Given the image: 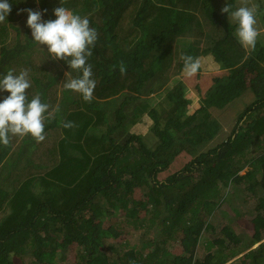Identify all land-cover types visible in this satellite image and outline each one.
I'll return each instance as SVG.
<instances>
[{
  "label": "trees",
  "instance_id": "trees-1",
  "mask_svg": "<svg viewBox=\"0 0 264 264\" xmlns=\"http://www.w3.org/2000/svg\"><path fill=\"white\" fill-rule=\"evenodd\" d=\"M8 2L0 78L28 70V99L39 95L53 117L43 142L28 135L0 144V264H25L29 254L34 264H264V41L258 37L254 50L238 42V25L221 12L238 0ZM255 3L261 14L264 1ZM59 6L98 33L87 60L96 81L91 102L64 88L81 73L33 41L22 11L48 21ZM191 36L197 45L184 43L181 57H205L197 74L221 75L211 76L189 114L187 88L168 85L184 73L176 48ZM8 95L0 92V101ZM154 95L171 110L165 124ZM245 95L253 103L241 105L223 134L227 124L213 110L221 114ZM246 194L257 200L248 236L236 233L238 214L231 215ZM227 203L230 212L221 211Z\"/></svg>",
  "mask_w": 264,
  "mask_h": 264
},
{
  "label": "clouds",
  "instance_id": "clouds-1",
  "mask_svg": "<svg viewBox=\"0 0 264 264\" xmlns=\"http://www.w3.org/2000/svg\"><path fill=\"white\" fill-rule=\"evenodd\" d=\"M257 7L249 6L248 0H242V5L235 10L229 4L221 9L222 13H228L231 21L238 25L235 36L246 50H254L261 35L257 27ZM22 11L27 12L26 24L31 30L33 41L46 46L52 59L66 61L70 69L81 73L77 78L65 82L64 88L81 94L85 102H91L96 81L92 79V65L87 60L93 54L92 48L95 47L98 33L90 27L88 18L74 14L63 6L55 8L56 19L48 21H42L40 11ZM10 12L11 4L8 0H0V23L6 20ZM181 59L186 76L192 77L200 71V58L185 55ZM120 72L126 73L123 62ZM28 75V70H22L19 74L9 70L0 78V92L9 93L0 101V144L4 146L10 143L11 137L16 136L30 135L37 143L43 142L45 121L53 117L50 106L42 103L39 95L28 99L27 90L31 87ZM62 126L71 129L76 125L72 121H62Z\"/></svg>",
  "mask_w": 264,
  "mask_h": 264
},
{
  "label": "rangeland",
  "instance_id": "rangeland-1",
  "mask_svg": "<svg viewBox=\"0 0 264 264\" xmlns=\"http://www.w3.org/2000/svg\"><path fill=\"white\" fill-rule=\"evenodd\" d=\"M217 1V0H215ZM264 1V0H263ZM217 4V2H216ZM240 5H242V0H238V4H237V7ZM248 5L249 6H252V5H256L255 3V0H248ZM236 7V8H237ZM258 7H260V5L258 4ZM258 10V9H257ZM257 15L260 16V19L262 21V24L264 26V9L263 11H261V14H258ZM44 19V16H42V21ZM263 30H264V27H262ZM196 38V37H195ZM194 36H191L190 38H186V39H183L181 42L178 43V48H176V51H178L180 54L179 57H181V52H182V49L184 48V43H191L193 42L192 44H195L197 45V40H195ZM200 39V38H199ZM204 38H203V41H199L200 44H199V48H203L205 47V42H204ZM196 42V43H195ZM187 44V45H188ZM201 63H202V67H206V64L207 63V59L204 57L201 59ZM204 73L203 74H196L192 77H188L186 76L184 73L183 75H178L176 77H172L170 79V83L168 85L169 88L173 87L176 83L178 82H181L184 84V86L187 88V97L190 98L192 100V103L191 105L189 106V114L193 113L196 111L197 109V106L199 105L200 101H202V97L204 96V93L206 92V88H209L211 87V83H212V77L211 76H220L221 75V72L219 73V71H212L214 73H208L207 71H203ZM209 74H212V75H209ZM199 77H202L201 79L198 78ZM248 78V77H247ZM196 86H199L201 87V89L203 90L202 91V96H200L196 90ZM152 101V104H153V107L156 108L160 115H161V120L163 121V124H165V122H167V120L171 117V110L170 109H167L166 106H164V103L163 102V97H159V96H152L150 98ZM254 101V98L253 96H248V95H245L243 97V100H242V104H239L238 106H235L237 104L236 101L233 102V104L235 105H232L231 108H229L227 111L223 112V113H219L218 114V111L219 110H213V114L215 115V117L223 124V125H226L225 126V130H224V133L225 135H229L231 134L233 128L235 127V124H236V119L239 115V112L242 108L241 105H248V104H251L253 103ZM139 126H135L133 128V130H137ZM145 131L144 133H148L149 131H147V128L145 127L144 128ZM140 131V129H139ZM134 132V131H133ZM145 136H148V134H146ZM151 144V143H150ZM182 168H178L176 171L178 170H181ZM247 170L249 169H246L244 170V172L242 173V175H245L247 173ZM161 180H163V177L160 178ZM138 194H140L139 192H137ZM137 199H139V197H137ZM242 202H240V201ZM256 199L255 198H251V196L249 195H244V199L242 200L240 197L237 199V201H235V204H233V206H235V209L239 208V211L237 213V210H235V213H232L231 215L232 216H236L238 214V216H236V221L233 223L232 225V228L236 231L237 234L241 235V234H246L247 236L248 235H254V230H253V224L250 222L251 221V217L254 213V210L256 208ZM233 202V201H231ZM230 202V203H231ZM229 203V204H230ZM229 204H225L224 207H222V210L221 211H228L230 212V208L229 207ZM220 211V212H221ZM113 222V220H111V223ZM109 224V223H108ZM264 242V241H263ZM204 246V244H203ZM202 246V247H203ZM204 253V252H203ZM31 254H29V256H25V264H34V257H32Z\"/></svg>",
  "mask_w": 264,
  "mask_h": 264
},
{
  "label": "crops",
  "instance_id": "crops-1",
  "mask_svg": "<svg viewBox=\"0 0 264 264\" xmlns=\"http://www.w3.org/2000/svg\"><path fill=\"white\" fill-rule=\"evenodd\" d=\"M42 16H44V19L43 20H46L48 17L46 16V15H42ZM56 19V17H53L52 18V16H51V20H55ZM262 27H264L262 24H260V27H258V29L260 30V32H261V35L259 36L261 39H263V41H264V30H263V28ZM199 106V105H198ZM197 106V107H198ZM139 129H140V131H139ZM145 131V129L143 128V130H141V127H138L137 128V132H140V133H142V132H144ZM142 134H145L146 135V132L145 133H142Z\"/></svg>",
  "mask_w": 264,
  "mask_h": 264
}]
</instances>
